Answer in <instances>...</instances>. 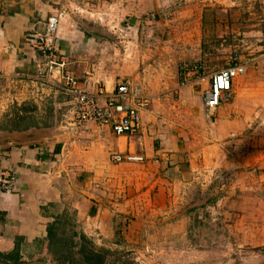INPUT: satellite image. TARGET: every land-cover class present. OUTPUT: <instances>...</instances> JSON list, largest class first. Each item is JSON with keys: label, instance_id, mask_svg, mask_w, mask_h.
Returning a JSON list of instances; mask_svg holds the SVG:
<instances>
[{"label": "rangeland", "instance_id": "rangeland-1", "mask_svg": "<svg viewBox=\"0 0 264 264\" xmlns=\"http://www.w3.org/2000/svg\"><path fill=\"white\" fill-rule=\"evenodd\" d=\"M263 1L64 2L62 11L100 43L93 61L101 74L115 89L130 84L144 90L146 109L156 104L163 133L166 125L177 131L185 122L203 129V142L195 144L189 163V185L171 209L150 219L138 246L111 250L113 262L264 264ZM235 61L247 71L221 105L230 119L224 126L208 109L206 93L210 76ZM187 69L196 73L192 79H184ZM199 109L205 115L197 114ZM136 141L140 152L142 142ZM134 155L141 159L130 163L144 160ZM177 172L172 167L171 173Z\"/></svg>", "mask_w": 264, "mask_h": 264}, {"label": "crops", "instance_id": "crops-1", "mask_svg": "<svg viewBox=\"0 0 264 264\" xmlns=\"http://www.w3.org/2000/svg\"><path fill=\"white\" fill-rule=\"evenodd\" d=\"M65 1L0 0V174L8 171L14 178L13 186L0 183V264H54L48 226L60 217L100 247L138 246L150 219L171 209L189 185L195 144L203 142V129L191 123L177 131L166 125L163 133L156 104L143 110L142 131L132 137L96 123L77 127L70 96L29 81L39 73L42 56L28 35L43 30ZM69 17L65 14L60 25V50L73 59L81 86L102 93L104 103V95L116 87L93 61L100 43ZM22 106L28 110L17 109ZM216 112L227 126V111L220 106ZM16 114L29 115L33 123L22 130L1 129ZM136 140L142 142L140 152ZM118 153H137L144 160L119 163L112 158ZM172 167L178 172L171 173Z\"/></svg>", "mask_w": 264, "mask_h": 264}, {"label": "built area", "instance_id": "built-area-1", "mask_svg": "<svg viewBox=\"0 0 264 264\" xmlns=\"http://www.w3.org/2000/svg\"><path fill=\"white\" fill-rule=\"evenodd\" d=\"M65 11L59 10L52 14L44 24L43 30H36L28 35L31 47L41 54L39 73L30 78L38 87L70 96L75 105V124L82 127L96 123L100 127L110 126L117 136L132 137L142 131V112L146 109L149 97L138 86L122 84L107 95L104 103L100 95H95L81 86L73 71L71 56L62 53L59 47L60 25ZM188 72V69L185 70ZM246 65L235 61L230 67L210 76V88L206 93V105L215 111L223 101L230 98L234 81L246 73ZM200 68L196 71L199 79ZM194 73V74H196ZM188 74L185 80L193 78ZM28 78H21V81ZM116 162H129L141 159L132 153H118L112 156ZM0 183L5 187L13 186L11 173L0 174Z\"/></svg>", "mask_w": 264, "mask_h": 264}, {"label": "trees", "instance_id": "trees-1", "mask_svg": "<svg viewBox=\"0 0 264 264\" xmlns=\"http://www.w3.org/2000/svg\"><path fill=\"white\" fill-rule=\"evenodd\" d=\"M17 109L28 110L25 106ZM31 122L33 123L29 115L16 114L15 117L7 120L1 129L22 130ZM72 228L69 219L64 217L57 218L48 226L49 249L54 264H118L113 262L111 250L96 245L83 232H79L76 226ZM124 264L139 263L129 261Z\"/></svg>", "mask_w": 264, "mask_h": 264}]
</instances>
